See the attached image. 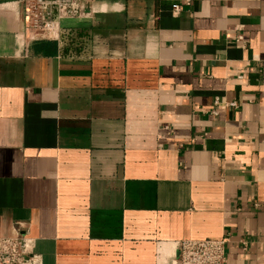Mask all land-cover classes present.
I'll list each match as a JSON object with an SVG mask.
<instances>
[{"label": "crops", "instance_id": "crops-1", "mask_svg": "<svg viewBox=\"0 0 264 264\" xmlns=\"http://www.w3.org/2000/svg\"><path fill=\"white\" fill-rule=\"evenodd\" d=\"M81 12L28 40L0 0V236L41 264H178L226 236V264H264V0Z\"/></svg>", "mask_w": 264, "mask_h": 264}, {"label": "built area", "instance_id": "built-area-1", "mask_svg": "<svg viewBox=\"0 0 264 264\" xmlns=\"http://www.w3.org/2000/svg\"><path fill=\"white\" fill-rule=\"evenodd\" d=\"M87 0H19L22 8L23 33L28 40L58 39V23L79 16ZM179 5L172 6L173 11ZM237 40L241 39L237 35ZM243 246L246 245L241 240ZM227 237L185 238L177 242L178 264H226ZM0 264H41L25 235L0 236Z\"/></svg>", "mask_w": 264, "mask_h": 264}]
</instances>
